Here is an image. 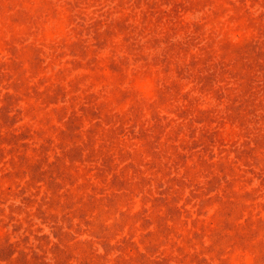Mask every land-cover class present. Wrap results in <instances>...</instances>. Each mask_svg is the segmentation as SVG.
Instances as JSON below:
<instances>
[{
    "label": "rangeland",
    "instance_id": "374dc122",
    "mask_svg": "<svg viewBox=\"0 0 264 264\" xmlns=\"http://www.w3.org/2000/svg\"><path fill=\"white\" fill-rule=\"evenodd\" d=\"M0 264H264V0H0Z\"/></svg>",
    "mask_w": 264,
    "mask_h": 264
}]
</instances>
